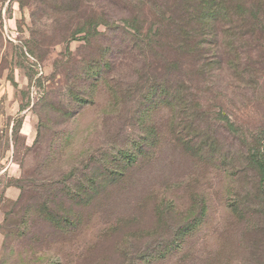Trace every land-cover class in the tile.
<instances>
[{"label":"rangeland","instance_id":"obj_1","mask_svg":"<svg viewBox=\"0 0 264 264\" xmlns=\"http://www.w3.org/2000/svg\"><path fill=\"white\" fill-rule=\"evenodd\" d=\"M188 5L0 0V264H264L237 141L264 126V17L234 6L250 73L233 78L224 56L202 67L220 46L145 50Z\"/></svg>","mask_w":264,"mask_h":264},{"label":"trees","instance_id":"obj_2","mask_svg":"<svg viewBox=\"0 0 264 264\" xmlns=\"http://www.w3.org/2000/svg\"><path fill=\"white\" fill-rule=\"evenodd\" d=\"M202 3H204L208 9H205V11L200 14V10H197V7L200 8ZM187 4L190 6L187 19L179 17L180 21L176 22L173 20L171 27H169V29L167 27V30L169 31L165 33L170 35V39L161 41L159 35L162 30L159 29L154 32V34L158 36V39L156 38V40L153 41L148 39L144 40L145 42L143 45L145 50L156 49V52L158 51L157 54H159L160 51L158 49H161L163 46L173 50H182L188 46H198L200 48L204 45H208L210 49L212 47L217 48L220 46L224 49L223 53H219L218 50H215L212 54L213 60L209 59L202 64L203 69L205 67L212 68L215 64L219 65L221 60L223 61V58L221 59V57L224 56V60H227L226 67L229 71L231 70L230 73H228L230 77L243 78L246 76L244 73L249 74L250 70L247 67H244L243 63L241 65L240 62V57L244 53L241 52L244 51L243 43L239 36V27L233 23L231 17L233 11L237 8L234 6L242 7V5L247 4L251 6V9L247 14L248 17L254 20H257L260 16L264 17V10L261 9L262 6H264V0H187ZM232 5L233 7H231ZM245 12L246 11H243L242 14ZM207 18L212 19L213 21L223 20L225 22V25L221 28L222 30L220 34L214 29L213 24H210V21L208 22ZM163 28L166 29L165 27ZM252 29L260 33V38H263L264 40L263 26H253ZM242 36H244V34H242ZM160 87H162V89H160ZM180 93L181 89L179 87L169 88L168 86V88H166L165 86H161L160 83H156L152 97L154 100L158 101V103L170 104L181 112L183 111L182 109L185 100H183V96H181ZM219 112L220 115L224 117V111L220 110ZM237 141L242 149L240 156L242 159L241 163H244L255 175V178H257L256 191H258V194L261 197V203L264 210V126L257 127L255 131L248 135L239 136ZM200 146L201 147L196 149L199 150L204 147L202 144ZM190 149L193 148L190 147ZM126 154L128 155V153Z\"/></svg>","mask_w":264,"mask_h":264}]
</instances>
